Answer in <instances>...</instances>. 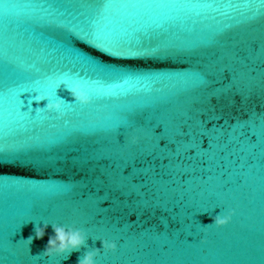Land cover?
Masks as SVG:
<instances>
[{"label":"water","instance_id":"95a60500","mask_svg":"<svg viewBox=\"0 0 264 264\" xmlns=\"http://www.w3.org/2000/svg\"><path fill=\"white\" fill-rule=\"evenodd\" d=\"M229 209L235 214L227 226L211 224L212 216ZM104 264H264V159L189 214Z\"/></svg>","mask_w":264,"mask_h":264},{"label":"clouds","instance_id":"9594fccd","mask_svg":"<svg viewBox=\"0 0 264 264\" xmlns=\"http://www.w3.org/2000/svg\"><path fill=\"white\" fill-rule=\"evenodd\" d=\"M70 90L71 96L74 98V102L80 105H88L92 102L91 96L83 90L79 84H73L67 86ZM32 101H35L37 104L36 112L37 114L41 113H56L60 117H64L66 113L64 112V106L67 103L64 99L59 98L58 96L53 99L52 94L49 93H38L32 97ZM41 102H46L43 107L39 105ZM47 118V117H46ZM137 140L135 137L132 139V143H136ZM235 214L234 209H229L225 213L217 214L212 216V223L217 228H222L227 226L232 219V216ZM211 224L204 225L205 228L209 227ZM49 224L44 223L43 227L36 224L34 228V235L29 236L25 243L30 246L33 240L43 239L46 234V229ZM53 235L48 237V243L45 246L42 255L44 257L51 258L57 255H64L65 253L71 254L73 251H78L81 247L86 246L88 240V234L80 228L67 225H61L53 223L51 224ZM102 248H93L89 251H86L78 260V264H97V257L101 255V250L103 252L115 253L117 250V243L115 240L101 239Z\"/></svg>","mask_w":264,"mask_h":264},{"label":"snow or ice","instance_id":"6c2138e0","mask_svg":"<svg viewBox=\"0 0 264 264\" xmlns=\"http://www.w3.org/2000/svg\"><path fill=\"white\" fill-rule=\"evenodd\" d=\"M97 53L99 54V57H107L108 59L112 58L109 54L103 52L101 49H98V48H96L94 46L90 47L86 42L84 43V45H83V55L86 58L91 59V60H97L99 58L97 55H95Z\"/></svg>","mask_w":264,"mask_h":264}]
</instances>
